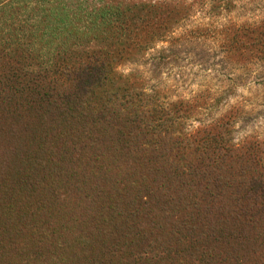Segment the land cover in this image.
Listing matches in <instances>:
<instances>
[{
    "label": "trees",
    "instance_id": "obj_1",
    "mask_svg": "<svg viewBox=\"0 0 264 264\" xmlns=\"http://www.w3.org/2000/svg\"><path fill=\"white\" fill-rule=\"evenodd\" d=\"M128 13L133 10L108 2L88 6L70 0H0V49L27 55L21 57L22 68L12 70L16 80L8 75L0 88L5 85L2 89L8 87L21 101L36 105L40 116L49 115L55 133L43 144L57 150L47 156H54L51 164L41 166L35 158L37 166L2 182L4 195L23 188L37 204L23 220L27 210L13 199L0 228L7 238L0 240V249L25 256L24 264H166L159 253L168 252L158 243L167 225L169 237L172 229L179 233L199 225L207 215L203 208L211 210L228 189L235 191L230 212L252 226L264 225V167L255 166L257 173L247 185L234 184L226 176L228 169L216 163L223 153L189 147L194 140L189 133L173 135L172 114L160 110L164 104L158 94L146 92L133 74L116 72L106 46L91 47L90 42L130 40L135 18ZM247 30L264 36L258 28ZM132 44L147 50V43L135 37ZM70 45L79 46L78 54L82 50L77 58V52H67ZM87 47L91 49L85 52ZM99 96L106 102H100L101 108L94 102ZM118 103L121 108H112ZM69 124L72 133L65 126ZM216 136L209 133L202 141L207 144L206 139ZM177 142L187 145L171 146ZM120 193L126 197L121 204ZM183 200L193 205V214L179 219ZM55 206L61 211L59 222L49 220ZM44 216L43 223L39 220ZM32 223L27 241L20 242L19 235ZM177 223L180 228L174 229ZM260 234L247 249L259 246ZM231 249L234 253L220 264H245L250 255ZM205 253L201 264L219 263L214 253Z\"/></svg>",
    "mask_w": 264,
    "mask_h": 264
},
{
    "label": "rangeland",
    "instance_id": "obj_2",
    "mask_svg": "<svg viewBox=\"0 0 264 264\" xmlns=\"http://www.w3.org/2000/svg\"><path fill=\"white\" fill-rule=\"evenodd\" d=\"M71 1H80L88 6L108 2L133 10V14L128 13L135 18L130 40L125 38L122 44L112 39L99 44L90 42L91 47L106 46L104 49L111 54L116 72L133 74L132 78L143 85L146 92L158 94L164 104L160 110L165 109L172 114L173 135L189 133L194 137L189 147L195 145L203 151L223 153V159H216V163L228 169L227 178L236 184L247 185L257 173L255 166L258 165L260 170L264 167V46L261 44L264 36L247 30L258 28L264 32V0ZM150 4L156 6L151 8ZM134 37L147 43V50L135 48L132 44ZM226 39L230 43L225 44ZM78 47L70 45L67 52H77ZM91 47H87L85 52ZM25 53L0 49V80L3 84L8 81L5 79L8 75L9 79L16 80L11 78L12 70L22 68L27 57ZM79 54L74 53L73 58ZM119 85L121 87V81ZM3 87L0 88V228L4 218H8L6 206L13 199L20 201L22 208L27 210L23 220L29 218L28 213L37 205L23 188L17 191L15 188L11 197L4 195L2 182H11L23 169L37 166L35 158L42 161L41 166L49 164L54 161V156H47L57 152L49 143L43 144L45 137L50 139L55 133L54 121L48 114L40 116L36 105L21 101L8 87ZM103 99V96L94 99L99 108ZM120 105H112V108H121ZM151 122L154 123L152 119ZM65 126L73 132L70 124ZM209 133L218 136L215 140L206 139L207 144H204ZM186 145V142L171 144L173 147ZM107 160L111 162L112 158ZM59 191L62 193V189ZM233 192L234 189L224 191L211 210L203 208V214L207 215L200 219V226L193 223L179 233L172 229L173 237H169L171 229L167 225V231L161 234L158 243L160 250L168 252V255L159 253L166 264H177L180 260L183 264H201L205 251L214 253L220 264L221 259L228 261L234 253L231 248H236L238 255H250L245 264H264V225L252 226L230 212ZM119 197L117 200L121 204L126 197L121 193ZM182 203L179 219H186L193 214V205L185 200ZM51 216V221L61 220L59 207L55 206ZM45 218L39 221L44 223L47 221ZM35 223L19 235L20 242L27 241L28 229ZM228 231L231 234L228 235ZM2 233L0 231V240L5 242L7 238ZM259 233L263 234H260L262 238H257L259 246L252 251L247 249L246 244L254 242L252 237ZM9 253L0 249V264L27 262L25 256Z\"/></svg>",
    "mask_w": 264,
    "mask_h": 264
}]
</instances>
